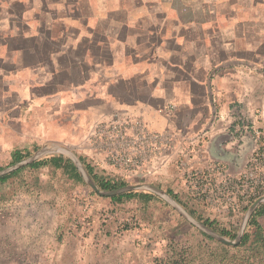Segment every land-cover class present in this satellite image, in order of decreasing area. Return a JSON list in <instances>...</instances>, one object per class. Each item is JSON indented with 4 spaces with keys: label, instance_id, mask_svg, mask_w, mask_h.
<instances>
[{
    "label": "crops",
    "instance_id": "1",
    "mask_svg": "<svg viewBox=\"0 0 264 264\" xmlns=\"http://www.w3.org/2000/svg\"><path fill=\"white\" fill-rule=\"evenodd\" d=\"M258 113L264 0H0V150L10 156L80 146L85 165L112 179L87 142L97 125L131 118L166 134L172 158L206 135L196 162L234 174ZM51 155L70 160H36ZM164 160L147 170L163 172Z\"/></svg>",
    "mask_w": 264,
    "mask_h": 264
},
{
    "label": "rangeland",
    "instance_id": "2",
    "mask_svg": "<svg viewBox=\"0 0 264 264\" xmlns=\"http://www.w3.org/2000/svg\"><path fill=\"white\" fill-rule=\"evenodd\" d=\"M69 147L85 160L80 146ZM164 161L163 172L158 166L136 176L121 172L112 180L149 184L165 194L172 191L182 205L171 198L189 216L212 221L234 234L224 237L233 241L247 209L258 199L228 215L229 222L217 223L207 204L178 189V158L168 156ZM10 162V154L0 150V168ZM150 194L153 197L145 203L137 199L114 203L84 182H72L60 170L26 168L0 185V264H264L262 248L258 252L257 247L239 246L240 242L235 247L223 245L190 224L161 196ZM103 212L110 220L102 222ZM247 224L241 237L249 234L252 241L254 229ZM258 224L264 234V215Z\"/></svg>",
    "mask_w": 264,
    "mask_h": 264
},
{
    "label": "built area",
    "instance_id": "3",
    "mask_svg": "<svg viewBox=\"0 0 264 264\" xmlns=\"http://www.w3.org/2000/svg\"><path fill=\"white\" fill-rule=\"evenodd\" d=\"M249 131L253 144L237 173H230L219 162H204L202 165L196 162L202 153L206 135L193 138L189 149L177 157L178 189L193 200L207 204L217 223L229 222L228 215L238 214L239 209L264 198L262 113L254 117L251 126L243 128V132ZM87 144L91 154L101 155L111 169L135 176L147 168L152 158L168 157L172 147L166 134L152 133L142 122L131 118L97 125ZM100 217L102 222L110 220L104 212Z\"/></svg>",
    "mask_w": 264,
    "mask_h": 264
},
{
    "label": "trees",
    "instance_id": "4",
    "mask_svg": "<svg viewBox=\"0 0 264 264\" xmlns=\"http://www.w3.org/2000/svg\"><path fill=\"white\" fill-rule=\"evenodd\" d=\"M28 157H30L29 153L21 154V152L15 151L13 152L11 156V162L8 166L19 163ZM79 160L84 166L89 176L91 177V179L93 180V182L97 185V187L100 190L111 191V190H115V189L126 186V184L123 182H118V181L94 174L93 171L90 168H88L87 165H85V162L81 158H79ZM26 168L32 169V170H37L40 168H50V169L52 168L55 171L60 170L61 173L65 177H67L69 180H71L72 182L82 183V180L76 168L74 167V165L71 163L70 160H66L62 156L51 155L44 159L35 160L32 163L18 170H15L13 172H10L6 175L1 176L0 185L8 182L11 178L16 177L22 170ZM2 169L4 168H0V170ZM166 193L170 197H172L174 200H176L178 203H180L176 194H174L172 191L168 190L166 191ZM152 197L153 195L148 192L132 191V192H127V193H123L117 196L110 197L109 200L114 203H121L124 200L137 199L145 203V202L150 201ZM190 214L194 217L192 212H190ZM263 215H264V204H261L254 210L247 224L249 227H253L254 238L252 239V241H250L251 235L244 233L243 236L241 237L239 246L248 245V247L251 248V250L254 249V247H257L258 252H259V248H262L264 252V234L262 231V227H260L258 224V219L262 217ZM194 218H196L199 222H201L202 224H204L205 226H207L214 232L219 233L221 236L226 237V238H234V234H229L225 230L218 228L212 221L208 219H201L200 217H194ZM203 235L210 239V237H208L207 235L205 234ZM245 261L248 262L249 259L246 258ZM173 264H177V261L173 262Z\"/></svg>",
    "mask_w": 264,
    "mask_h": 264
},
{
    "label": "water",
    "instance_id": "5",
    "mask_svg": "<svg viewBox=\"0 0 264 264\" xmlns=\"http://www.w3.org/2000/svg\"><path fill=\"white\" fill-rule=\"evenodd\" d=\"M52 152L53 153L54 152H62L64 155H66V157H68V159L71 160L72 164L76 168L79 176L81 177V179L85 183V185H87L98 196L108 198V197H113V196H117V195H120L123 193L132 192V191H146L149 193L157 194V195L161 196L163 199H165L170 204V206H172L184 219H186L194 227L198 228L203 233L207 234L208 236H210L211 238H213L217 242H219L223 245H226V246H230V247H235L239 244L243 229H244L245 225L247 224L248 219L250 218V216L252 215L254 210L258 207V205L261 203H264V198H260L247 209V211L244 215V218L242 220V223L240 225V228H239V231L237 233L236 238L233 241H229L226 238H224L221 235L214 232L213 230H211L210 228H208L207 226H205L204 224L193 219L171 197H169L163 191H161V190L157 189L156 187L151 186L149 184L126 185L124 187H121V188H118L115 190H111V191L100 190L97 187V185L93 182V180L91 179V177L89 176L87 171L85 170L84 166L80 162L77 155H75L67 147L60 145V144H52L51 147H43V148L37 150L36 152H34V154L32 156H30L29 158H26L25 160H23L19 163H16L14 165H11L9 167H6V168L0 170V177L32 163L33 161H35L39 157L43 156L44 154L52 153Z\"/></svg>",
    "mask_w": 264,
    "mask_h": 264
}]
</instances>
